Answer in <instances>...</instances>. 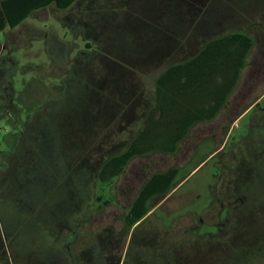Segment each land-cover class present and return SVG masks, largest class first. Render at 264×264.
I'll return each instance as SVG.
<instances>
[{
    "label": "rangeland",
    "instance_id": "rangeland-1",
    "mask_svg": "<svg viewBox=\"0 0 264 264\" xmlns=\"http://www.w3.org/2000/svg\"><path fill=\"white\" fill-rule=\"evenodd\" d=\"M229 1V10L220 13L213 3L211 13L198 23L210 0H75L67 9L51 5L33 12L10 36L9 29L0 31V43L9 36L15 44L10 52L17 62L9 73L16 112L13 119L0 114V152L13 154L19 147L12 164L22 154L31 161L39 156L33 175L37 171L39 179L45 178V148L38 136L35 145L41 154L34 153L29 136L33 130L43 135V125L51 129L58 174L49 179L56 184L49 194L42 191L44 209L75 218L81 233L76 253L87 249L92 264H101V255L105 264H132L135 233L124 216L138 190L135 172L143 168L150 175L170 167L179 169L171 186L176 190L143 226L154 237L146 249L165 254L168 264H264V122L250 132V114L236 117L264 92L254 78L263 57L259 44L246 60L228 105L214 120L194 125L176 155L133 157L114 179L102 183L97 177L103 162L123 152L143 126L154 106V82L161 70L196 54L200 33L212 37L260 22V0ZM254 84L259 88L248 91ZM260 104L264 107V95ZM224 141L220 160L213 153ZM221 162L228 169L218 188ZM23 166L31 180L29 166ZM229 168L237 169L235 177ZM233 178L249 183L235 190L246 199L232 214L235 238L226 242L205 232H216L224 215L217 212L220 202L235 193L226 186ZM28 186L33 184L28 181L30 193ZM256 192L261 200L253 197ZM163 196L150 199L148 209ZM15 197L19 195L13 192V201ZM56 202L60 205L51 206ZM194 223L200 227L184 234Z\"/></svg>",
    "mask_w": 264,
    "mask_h": 264
},
{
    "label": "flooded vegetation",
    "instance_id": "flooded-vegetation-1",
    "mask_svg": "<svg viewBox=\"0 0 264 264\" xmlns=\"http://www.w3.org/2000/svg\"><path fill=\"white\" fill-rule=\"evenodd\" d=\"M260 2L259 8L262 11L260 13V22L252 23L250 21V24L246 25L243 31L233 32H243L253 39L254 45L251 48L247 59L252 53L253 49L259 44V49L261 50L260 54L263 57H261L262 60L260 61L261 63L259 64L258 70H256L254 73L256 74L254 78L256 79V82L261 84L260 88H262L264 86V0H260ZM248 14H251L250 9ZM250 19L251 17L249 16L248 20ZM197 25L199 26V24ZM219 25L220 23L211 26L217 27ZM15 28L7 27L4 30L9 29L8 31L10 36L13 33L12 30ZM9 36L5 44L0 43V114L3 112L7 117L13 119V115L16 110L13 106L14 90L12 89V82L9 73L11 71H15L17 62L10 52L12 50L11 46H15V44L9 39ZM9 41L11 44H8ZM84 46L86 47L85 49L91 50L89 43H85ZM3 51H7L5 55L2 54ZM246 65L247 61L245 67ZM258 88H256V85L254 84L248 89V91L251 92V90ZM263 95L264 92L255 101L249 103L248 106L238 116H236L238 119L244 114H250V132L253 128H256L255 130L258 131L263 127L264 107H262L260 104V100ZM228 102L229 100L222 109L228 105ZM198 124L199 123L195 125ZM42 128L44 130L43 135L39 131L33 130L30 133L29 139L33 141V144L36 147L35 142L39 136L41 144H43L45 148L42 154L39 152L37 147L36 151H34V153H40L43 157V160L47 162L46 166L48 175L44 178L43 175L40 174L43 180L41 176H39L40 179L38 178L37 171L36 175H33V172L36 170V160L40 159L39 156H32L31 161L25 159L26 155L22 154L19 162L12 164L11 157L17 153L19 147L14 149L13 154L11 151L10 153L5 151L0 152V264H92L91 257L88 254L87 249L78 252V254L76 253V245L81 237V233L76 230L77 224L75 222V218H64L60 214L51 213L49 209H44L43 201L47 198L43 199L42 191L44 192L46 190V195H48L53 186L56 185L55 182H52L49 179L53 180L54 173L58 174V159L56 162V157L58 155L54 134L51 133V129L49 127L43 125ZM226 131H228L226 132V135L229 137L230 130L228 129ZM138 132L135 134V137L137 136ZM188 136L189 134H187V136L181 142H185V139ZM42 137L45 140H43ZM225 141L221 146H219L220 148L217 150V152L215 151L213 153L219 157L220 160H222V157H224L225 154L221 152V150L225 147ZM177 151L178 145L175 153L170 154L162 151H158L156 153L160 155H170V157H173L176 155ZM23 163H26L30 168L32 175L31 180L30 175L24 170ZM225 168V164L221 162L217 175L216 187L218 188L220 185H222V183H225L224 181L226 179H223L222 176L223 170ZM144 170L142 168L141 171L138 170L135 172V179L138 181V190L135 194V200L138 197L142 187L147 183V180L150 178V176L154 173H157L154 172L148 175ZM229 172L235 177L237 169L231 168ZM28 181L33 184V186L30 188L28 186L29 191H31L30 193H27ZM242 183L247 184L249 182L247 180H245V182H235L234 178L227 181L226 186H231V189H233L235 192L233 194L234 196L226 197L220 202V208L217 212H219V214L223 212V218L216 222V232H205L206 235L217 238V240L220 238L224 240L226 239V242L235 238L232 214L243 204L244 199H246V197L243 198L244 196L242 194H237L235 190H237V187ZM175 190L174 188H169L166 192L160 194L164 196L157 206L154 207V209L148 210V212L143 217L137 220V222H135V224L130 227L132 228L131 233H135V251L132 257V264H168L165 254L162 255L160 252H151L146 249V244L153 241L154 237L151 236L152 233L150 230L143 232V229L145 228H143V226H145V224L149 221L148 218L151 216L152 212H154L155 208H161L163 203H167ZM13 192L19 195V197H15L14 201L12 200ZM256 194L257 196L253 195V197H256L255 199L261 200L259 193L256 192ZM133 200L130 202L129 207L131 206ZM54 205L59 206L60 203L56 202L51 204V206ZM201 221V218H198V222L201 223ZM199 223H194L190 226H187L184 230V234L190 230L198 229L200 227ZM101 260V264H105L102 255Z\"/></svg>",
    "mask_w": 264,
    "mask_h": 264
},
{
    "label": "trees",
    "instance_id": "trees-1",
    "mask_svg": "<svg viewBox=\"0 0 264 264\" xmlns=\"http://www.w3.org/2000/svg\"><path fill=\"white\" fill-rule=\"evenodd\" d=\"M74 1L0 0V31L19 26L33 12L51 5L67 9ZM213 3L218 4L215 7L219 13L228 11L231 6L229 0H210L206 10L197 14L198 23L211 13ZM200 38L203 42L196 54L171 63L159 72L154 82L153 108L129 146L103 162L98 173L102 183L117 177L135 156L157 151L175 153L177 145L195 124L213 120L230 99L254 41L243 32L212 37L200 33ZM178 172V167H171L150 176L125 213L127 227H132L148 212L147 203L152 197L171 188ZM103 203L107 204L109 200Z\"/></svg>",
    "mask_w": 264,
    "mask_h": 264
}]
</instances>
